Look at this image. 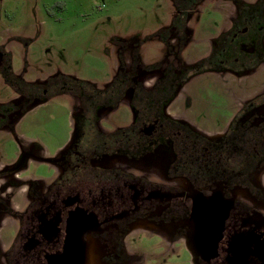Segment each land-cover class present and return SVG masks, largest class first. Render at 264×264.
<instances>
[{"label": "flooded vegetation", "instance_id": "flooded-vegetation-1", "mask_svg": "<svg viewBox=\"0 0 264 264\" xmlns=\"http://www.w3.org/2000/svg\"><path fill=\"white\" fill-rule=\"evenodd\" d=\"M173 1L172 29L184 37L198 0ZM225 1L234 3L232 18L195 73L241 74L264 60L262 12ZM126 64L103 89H55L76 98L77 114L50 161L54 177L25 182L18 161L0 166V264H127V239L145 228L185 237L197 264H264V84L242 91L225 129L199 132L176 117L182 65L144 81L140 71L162 68ZM20 104L0 114L7 126ZM122 104L133 117L125 125L116 120ZM4 219L12 235H4Z\"/></svg>", "mask_w": 264, "mask_h": 264}, {"label": "rangeland", "instance_id": "rangeland-1", "mask_svg": "<svg viewBox=\"0 0 264 264\" xmlns=\"http://www.w3.org/2000/svg\"><path fill=\"white\" fill-rule=\"evenodd\" d=\"M242 1L257 5L264 16V0ZM227 6L234 3L198 0L182 37L172 29L179 22L173 0H0V114L21 103L9 126L0 116V166L18 161L25 182L54 177L50 161L65 149L77 114L76 98L55 92L57 86L103 89L133 59L141 66L159 62V71L139 70L144 81L167 75L162 71L168 64L175 63L176 72L182 65L186 76L176 94V117L199 132L225 129L244 100L242 91L264 84V60L241 74L192 71L207 58L210 40L227 28ZM122 105L119 125L133 120ZM4 220V235H12L13 224ZM127 240V264H197L180 241L185 237L145 228Z\"/></svg>", "mask_w": 264, "mask_h": 264}, {"label": "crops", "instance_id": "crops-1", "mask_svg": "<svg viewBox=\"0 0 264 264\" xmlns=\"http://www.w3.org/2000/svg\"><path fill=\"white\" fill-rule=\"evenodd\" d=\"M225 5H226V2L224 3V6H225ZM137 62H138V61H137ZM138 63H139V62H138ZM141 64H142V63H141ZM142 65L147 67V66H150L151 64H150V63H145V62H144ZM155 65H160V64H159V62H158V63L155 64ZM175 102H176V101H175Z\"/></svg>", "mask_w": 264, "mask_h": 264}]
</instances>
